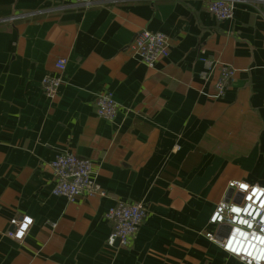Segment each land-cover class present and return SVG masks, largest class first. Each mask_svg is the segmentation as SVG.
I'll use <instances>...</instances> for the list:
<instances>
[{
    "label": "crops",
    "instance_id": "crops-1",
    "mask_svg": "<svg viewBox=\"0 0 264 264\" xmlns=\"http://www.w3.org/2000/svg\"><path fill=\"white\" fill-rule=\"evenodd\" d=\"M143 30L169 38L154 67L129 49ZM61 58L52 101L42 79ZM222 64L235 79L215 98ZM64 151L93 162L106 196L52 193ZM233 179L264 185V0L224 21L205 0H0V264H242L206 237ZM118 201L149 210L127 247L108 242Z\"/></svg>",
    "mask_w": 264,
    "mask_h": 264
},
{
    "label": "built area",
    "instance_id": "built-area-1",
    "mask_svg": "<svg viewBox=\"0 0 264 264\" xmlns=\"http://www.w3.org/2000/svg\"><path fill=\"white\" fill-rule=\"evenodd\" d=\"M62 1L70 7L83 6L86 8L95 6L98 3V0ZM236 1L240 0H205L209 13L218 21H224L233 17L234 2ZM35 13H25L21 16L25 17L28 14L33 15ZM129 49L138 54L148 67H154L159 59L169 55V38L162 32L143 30L137 33ZM66 65V59H58L56 61L58 73L56 75L46 74L42 79L43 91L52 101L56 100L59 96L60 87L64 81L63 72L66 69ZM234 79L235 69L230 65L222 64L215 85L214 97H223L228 85ZM95 106L99 117L110 122L115 120L118 112V103L109 92H100L97 95ZM51 167L55 175V185L52 189L54 195L64 196L69 201H75L80 195L101 197L107 195L106 189L98 183L95 177L93 162L90 159L79 157L77 154L69 151L59 152L52 160ZM249 185H253V183H249ZM250 191V187L240 192H236L234 188H228V200H225V202H235L239 207L247 206V204L252 203V200L255 199V197H250L246 194ZM257 204H259V201H257ZM148 211V208L141 203L118 201L113 205L106 214L107 220L114 227L109 237V239H112V242L109 244H114L116 238H119L121 246H129L136 237L142 222L147 217ZM211 225L216 227L217 231H208L206 233L207 238L208 233L211 232L218 239H231V231L234 229L231 228V225L227 224L226 220H218L211 223ZM221 227H223L222 230H220ZM16 231L9 234L16 238ZM222 250L225 251L223 248ZM225 252L240 259V256L237 254Z\"/></svg>",
    "mask_w": 264,
    "mask_h": 264
},
{
    "label": "clouds",
    "instance_id": "clouds-1",
    "mask_svg": "<svg viewBox=\"0 0 264 264\" xmlns=\"http://www.w3.org/2000/svg\"><path fill=\"white\" fill-rule=\"evenodd\" d=\"M249 187L251 191L246 194L255 197L252 203L239 207L235 202H225L224 198L216 204L210 216V224L223 219L231 225L234 229L231 231V239H218L211 232L208 233V239L225 251L239 255L242 264H264V214H262L264 213V185H249L245 180L236 179L228 182V188H234L236 192ZM13 223L17 221L14 220ZM32 224L33 217L23 216L15 232L16 238L24 237ZM111 242L110 238L109 243Z\"/></svg>",
    "mask_w": 264,
    "mask_h": 264
},
{
    "label": "water",
    "instance_id": "water-1",
    "mask_svg": "<svg viewBox=\"0 0 264 264\" xmlns=\"http://www.w3.org/2000/svg\"><path fill=\"white\" fill-rule=\"evenodd\" d=\"M222 229H223V227L220 228V230H222ZM220 230H219V231H220ZM115 244H116V245H117V244H118V245L120 244V239H119V238H116V240H115Z\"/></svg>",
    "mask_w": 264,
    "mask_h": 264
}]
</instances>
